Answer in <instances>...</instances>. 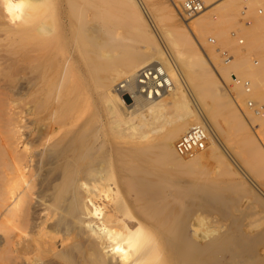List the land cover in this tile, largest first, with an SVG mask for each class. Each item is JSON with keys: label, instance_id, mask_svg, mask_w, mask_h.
<instances>
[{"label": "bare ground", "instance_id": "6f19581e", "mask_svg": "<svg viewBox=\"0 0 264 264\" xmlns=\"http://www.w3.org/2000/svg\"><path fill=\"white\" fill-rule=\"evenodd\" d=\"M90 1L0 0V264H264V199L231 163L211 180L219 187L199 179L219 156L221 111L251 156L249 174L264 173V129L255 136L248 124L263 126L264 54L246 66L241 52L223 64L201 50L209 30L230 35L224 24L241 0H206L188 27L154 0L157 28L187 72L163 50L143 1L122 0L134 20L120 24ZM234 71L251 77L250 93ZM219 75L258 110L243 99L241 114ZM201 123L209 151L184 158L175 144ZM197 210L215 215L211 228L195 223Z\"/></svg>", "mask_w": 264, "mask_h": 264}, {"label": "rangeland", "instance_id": "374dc122", "mask_svg": "<svg viewBox=\"0 0 264 264\" xmlns=\"http://www.w3.org/2000/svg\"><path fill=\"white\" fill-rule=\"evenodd\" d=\"M27 1H29V0H27ZM106 1H108V2L110 1V3L106 2ZM121 1L122 0H91L87 7H89L94 12H98L99 13L98 17H104L103 14H107V13L110 14L112 12H114V15L118 14L116 16L117 18H115V16L111 15V14L109 16H107V15L105 16L106 18L107 17L110 18L111 21H113V23L115 22V24H117V23L120 24L124 21L132 23L134 19H133L131 13H124ZM141 1H143L144 14H145V16H147L146 18L149 21V23H152L150 25L152 26L153 30H155V33L159 36V39L161 41V46L163 47V50L165 51V53L168 52L172 56L174 61L180 66V69L182 70V72L191 71L187 66H185V64L177 61V58L175 56H173V50L170 48V46H169L168 42L166 41L165 37L163 36V32L160 28L161 26H163L164 23L161 22V20H160L159 10L156 7L154 0H141ZM167 1H168V3L170 2L169 0H167ZM257 4H259L258 0H241V2H239V4H238L239 11L237 12V15L233 19L227 21L224 24V29L229 31L230 27L238 24L239 18L241 17V10L243 9L244 5H250L252 7L251 12H250V17L252 18L253 23L251 24V26L249 28L246 27V30H245V35L247 36L246 44L244 46L239 44L237 39L233 36H230L228 33L226 35L229 36L230 39L232 38L231 40H233L235 43L233 42L234 43L233 45H227V44H225V37H226L225 34H223L222 36L221 35L216 36L212 32L213 30H209L207 33V36H206L207 37V45L205 44L204 47L201 46V50L203 51L205 56H207L208 55L207 53H210V51H213L214 53L219 55V58L222 59L221 53L219 52V48H221V49H228L234 55L241 52L243 54V59L245 58L244 64L246 66L251 64L252 61L256 58L259 59L260 63H261V55L264 54V17L261 18L258 14H256L254 8ZM170 5L175 9L176 16L179 19V21L183 24V26L188 27L187 23L190 22L193 19V17H192V19L190 18L191 20L184 18L183 15L172 5V3ZM100 9H102V10H100ZM104 9L107 10L108 12L107 11L104 12L105 11ZM101 13H102V15H100ZM113 16H114V18H113ZM158 17H159V19H158ZM157 26H160L159 27L160 30H158L159 28H157ZM156 31H158V32H156ZM159 31H161L162 33ZM258 34L260 36L256 38V36ZM124 35L126 37H129L128 39H125V41L130 40L132 42H135L130 37H132V38L136 37V31L125 32ZM194 37H196V36L194 35ZM211 37H215L217 39V42L216 43L211 42V40H210ZM195 40L200 45L199 39L197 37L195 38ZM209 62L211 63V65H213L210 58H209ZM222 63L225 64L224 61H222ZM214 68L216 70V67H214ZM233 73H236V72L234 71ZM236 74H238V73H236ZM238 75L241 76V74H238ZM243 77L246 78V75H244ZM248 77L249 76H247V78ZM219 78H220L223 86L225 87V89L228 90L227 92H229V88H231L234 84L233 79L228 80V83L225 86L226 83L224 82L223 78L220 75H219ZM249 78H251V77H249ZM189 90H191V91L190 92L188 91L189 93L188 92L187 93L189 95L188 96L189 100H191L190 104H191V106H193V108H196L194 101H195V103L198 102L196 99L199 98V96L196 94L197 92L196 91L194 92V90L191 87H189ZM123 94H124V98H125L127 104L128 105L133 104L134 98H133L132 94L127 92V91H124ZM232 94L230 93V96H232L233 101L235 102V105L237 106L239 112L244 115V108L246 109L248 106L246 107V105L243 103L242 100L245 99L247 101L248 99H253V98L249 97V96H247V97L244 96L242 98H238V97L236 98V96H237L236 93H234V95H232ZM196 104L199 108L201 107L200 109H202V105H199L198 103H196ZM170 107H172V106H170ZM170 107L164 108V112L165 113L166 112L167 113H171V112L173 113L175 110H174V108L171 109ZM249 109H251V108H249ZM252 110H255V109H252ZM262 114H264V113H262ZM225 115H226V111H221L220 113H218L217 115L214 116V120L212 121L213 124L218 123L217 127L219 128L218 131H219V136H220V141H221V143L219 144V146H220L219 156L220 157L218 155H217L218 157H214V158H210V157L208 158L207 157V159H206L207 162L205 161L206 164H205V162H204V164L207 166V168H209V170H208L205 167L206 170L210 171V172H209V174L207 173L206 175L199 177V179L209 180V181L218 180L220 178L223 179L224 177H227L229 175V174L228 175L225 174L224 172L226 171L227 168H228V170H230L231 166H228V164L231 163V165L233 167H235V170L237 168V170L239 171V176L237 173H234V172L230 176H235V174H237V176H235V177H238V178L244 176L246 178L250 188L253 190V192L259 194L264 199V173H262V175L254 173V172L249 174L248 162L250 161L249 158H251V156H250V154L248 156L246 151H243L242 149L239 148L241 146L240 136H239L238 132H236V130L233 127H231V125H230L231 128L229 127V122L226 120L227 118ZM207 123L209 125H212V124H210V122H207ZM254 123L253 124L248 123V124H249V127L251 128V130L253 131V133L255 134V136H257V134L258 133L260 134L262 132V130L264 129V121H263V126L259 125V123H256V122H254ZM228 130H230V132ZM234 130H235L236 135L233 134ZM156 134L157 133H155V134L153 133V135H156ZM209 141H211L210 136L208 139V143H209ZM241 150H242V153L239 152ZM208 151H209V148H206L203 151V154L206 155ZM209 156H211V155H209ZM184 158H187V157L184 156ZM247 158H248V160H247ZM246 160L248 162H246ZM245 174H246V176H245ZM211 182H213V181H211ZM218 184L219 183L216 181V182H213L212 185L215 187H219ZM221 185L223 186V185H225V183H222ZM257 210L261 213L262 216H264V206H259L257 208ZM194 219H195L194 220L195 223L197 225L201 226L202 228H205L206 226H207L206 228H211V227H209L210 225H208V224H212V221L215 219V215L203 212L202 210H197V211H195Z\"/></svg>", "mask_w": 264, "mask_h": 264}, {"label": "built area", "instance_id": "2783aa9c", "mask_svg": "<svg viewBox=\"0 0 264 264\" xmlns=\"http://www.w3.org/2000/svg\"><path fill=\"white\" fill-rule=\"evenodd\" d=\"M170 3L183 15L184 18L190 19L196 16L198 13L202 12L206 7V0H169ZM254 8L256 14L260 17H264V0H258ZM252 7L250 5H244L241 10V17L239 18L238 24L233 28L229 29L230 35L235 37L239 44L245 45L247 41V36L245 35L246 27H250L253 23L252 18L250 17ZM211 42L216 43L217 39L211 37ZM222 59L225 64H228L233 58L232 54L228 49L219 48ZM254 65L260 64L259 59H254ZM233 79L241 85L243 90L247 93L252 91V82L250 79L239 78L236 74H232ZM247 105L251 109L258 110V104L252 99L247 100ZM208 126L205 123L194 125L187 133L182 135L176 142L175 147L177 152L186 157L193 156L208 147Z\"/></svg>", "mask_w": 264, "mask_h": 264}]
</instances>
